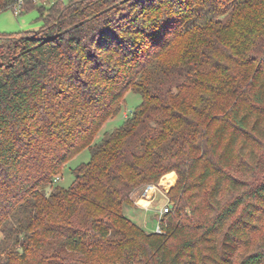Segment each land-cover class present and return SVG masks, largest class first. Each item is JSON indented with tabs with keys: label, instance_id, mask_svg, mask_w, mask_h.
<instances>
[{
	"label": "trees",
	"instance_id": "16d2710c",
	"mask_svg": "<svg viewBox=\"0 0 264 264\" xmlns=\"http://www.w3.org/2000/svg\"><path fill=\"white\" fill-rule=\"evenodd\" d=\"M34 9L39 29L0 35V264H264V238L247 253L264 233V0ZM128 92L141 105L97 140ZM173 172L148 233L124 207Z\"/></svg>",
	"mask_w": 264,
	"mask_h": 264
},
{
	"label": "rangeland",
	"instance_id": "374dc122",
	"mask_svg": "<svg viewBox=\"0 0 264 264\" xmlns=\"http://www.w3.org/2000/svg\"><path fill=\"white\" fill-rule=\"evenodd\" d=\"M71 0H63L65 4H68ZM42 25L39 20V13L37 9L24 12L20 16H16L13 9L6 10L0 13V35L5 34H17L23 33L30 30H37ZM19 35V34H18ZM19 37V36H18ZM142 103V97L139 94L128 92L125 99V104L122 111L112 120H110L100 132L97 140L101 139L105 132L114 130L115 128L122 125L125 119L131 115V113L136 110ZM91 159V154L88 149H85L79 153L76 157L71 159L64 170L55 180L56 185H60L64 188H69L75 181V175L73 170L83 163L89 162ZM173 176V177H172ZM168 178L171 183H169ZM167 182V183H166ZM178 178L175 172L170 173L162 178L160 181V187L157 192V199L149 206L143 203H139V196L142 189H138L134 192L132 196L133 206L126 205L124 207V215L131 221L142 227L148 233H155L158 226L157 212L165 205L166 200H168V192L177 184ZM149 207V209H147ZM264 238V233L260 235L259 238H255L252 249H248V252L255 251V248L262 243ZM3 239V235L0 233V241ZM259 239V240H257Z\"/></svg>",
	"mask_w": 264,
	"mask_h": 264
},
{
	"label": "built area",
	"instance_id": "2783aa9c",
	"mask_svg": "<svg viewBox=\"0 0 264 264\" xmlns=\"http://www.w3.org/2000/svg\"><path fill=\"white\" fill-rule=\"evenodd\" d=\"M34 3H38V4H41V3H45L49 0H33ZM26 4V0H16L12 9H13V12L16 16H20L22 13H23V10H24V6ZM56 181L58 180V178L55 179ZM159 187H160V182L159 183H156V184H149V185H146L142 191H141V194L139 196V203L143 200V201H146L149 203V206L151 204H153V202L157 199V192L159 190ZM173 208V204L172 202L170 201V199L168 198V200H166V203L165 205L157 212V220H158V226H157V230H156V233H159L161 234L162 233V229H161V225H160V220L161 218L169 213ZM147 209H149V207H147Z\"/></svg>",
	"mask_w": 264,
	"mask_h": 264
},
{
	"label": "bare ground",
	"instance_id": "6f19581e",
	"mask_svg": "<svg viewBox=\"0 0 264 264\" xmlns=\"http://www.w3.org/2000/svg\"><path fill=\"white\" fill-rule=\"evenodd\" d=\"M168 180H169L168 182H169V183H171V181H170V179H169V178H168ZM166 183H167V182H166ZM141 203H143V204L147 205V202H146V201H143V200H142V201H141Z\"/></svg>",
	"mask_w": 264,
	"mask_h": 264
},
{
	"label": "crops",
	"instance_id": "0c3cea01",
	"mask_svg": "<svg viewBox=\"0 0 264 264\" xmlns=\"http://www.w3.org/2000/svg\"><path fill=\"white\" fill-rule=\"evenodd\" d=\"M41 27V26H40Z\"/></svg>",
	"mask_w": 264,
	"mask_h": 264
}]
</instances>
